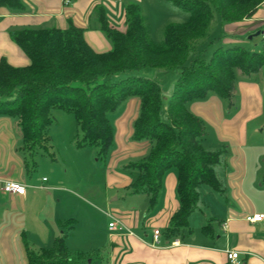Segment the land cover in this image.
<instances>
[{
  "label": "trees",
  "instance_id": "trees-1",
  "mask_svg": "<svg viewBox=\"0 0 264 264\" xmlns=\"http://www.w3.org/2000/svg\"><path fill=\"white\" fill-rule=\"evenodd\" d=\"M72 1V0H71ZM190 16L182 23L168 22L163 40L154 42L137 2L126 5L125 30L109 25L105 10L98 23L112 48L97 52L86 40L85 29L71 23L67 28L25 26L10 31L11 38L29 58L23 67L0 61V116L16 118L22 131V150L27 171L37 166L38 156H53L49 129L54 112L71 114L76 123L77 147L94 146L99 159L107 157L115 143L111 115L130 99L140 101L133 122L132 139L148 142V152L126 165L133 174L130 194L149 197L148 211L154 210L163 191L164 177L177 171L180 208L165 230L169 239L183 236L190 217L199 208L202 185L225 193L226 149L205 147L207 129L202 119L187 108V102L204 98L213 91L232 106L237 72L251 74L264 67V33L258 50L229 43L217 47L209 59L191 54L209 35L215 12L225 23L252 18L264 0H170ZM11 13L24 10L22 0H0V9ZM180 69L172 91L165 92L154 79L123 73L144 69ZM51 246L34 248L24 240L27 264H75L87 258L72 251L67 236L72 219ZM211 220L203 226L208 233Z\"/></svg>",
  "mask_w": 264,
  "mask_h": 264
},
{
  "label": "crops",
  "instance_id": "crops-1",
  "mask_svg": "<svg viewBox=\"0 0 264 264\" xmlns=\"http://www.w3.org/2000/svg\"><path fill=\"white\" fill-rule=\"evenodd\" d=\"M22 1L24 10L21 12L11 13L7 9H0V61L6 58L11 65L17 67L29 65L30 60L11 38L10 31L13 29L25 26L64 29L74 23L85 29L87 42L97 52H105L109 51L112 45L98 23L97 17L100 10H105L111 27L125 30L127 27L125 10L128 3H139L143 12L145 3L152 6L154 3H163L167 0H72L69 5H65L64 0ZM224 25L228 33L243 30L251 34L257 30L260 31L264 29V5L252 18L235 23L224 22ZM225 41L230 42L234 39L225 37ZM261 80H264V67L251 74L237 72L232 106L228 105L227 99L213 91L208 92L204 98L187 102V108L192 113L202 119L204 124L205 121L211 124L216 139L229 153L226 154L225 161V178L228 186L224 195L226 199L231 197L235 202L227 203L222 212H213L210 217L204 215L200 227L196 229L194 227L191 234L186 229L184 232L187 233L182 237L167 238L165 230L169 220L180 208L177 171L174 168L170 169L164 177L163 191L154 210L148 211L149 197L147 196L144 215L138 207L134 206L132 211L127 212L116 208L112 215H108L107 224L111 217L117 218L131 228L134 235L112 231L107 225L105 232L107 235L105 234L106 237L101 240L103 243L99 240L83 248L70 247L67 242L72 251L87 255V258L75 260V264H105L107 262L112 264H229L228 250L240 252L241 264H264V219L258 222L247 220L248 216L264 214V159L259 157L264 156V143L257 141L264 137V90ZM217 99L221 101L219 107H217ZM127 102L124 113L116 120L114 143L116 149L112 151L108 163L107 178L130 194L128 187L133 179L124 174L114 175L109 167L118 166L120 163L124 165V162L127 165L139 159L148 152L150 143L136 142L132 139L133 122L138 115L140 101L133 97ZM22 136L16 118L0 116V264H27L24 240H27L34 248L49 247L54 238L60 234H52V226L46 224L47 219L41 212H36L34 215L37 219L29 222V211L32 212L34 209L32 204L34 193L29 194L28 187L25 195L8 194L1 189L5 181L25 182L24 176L20 175L16 179L10 173L16 162L15 158L20 154L16 147L18 141H22ZM23 157L24 172L29 173L25 167V155ZM131 157L137 159L132 160ZM29 186L33 188L32 191L45 189L47 192L53 191L54 194L67 192L65 187L55 183L44 187L34 184ZM71 192L75 195L73 191ZM74 197L89 203L80 195ZM193 215L194 213L190 220ZM70 219L74 225L75 222L77 223L76 219ZM53 220L58 222L61 227L60 232H63L65 228L62 224L67 220L62 221L56 217ZM205 220L207 223L211 220L208 233L203 230V226L207 224ZM150 227H153V230L165 228L160 234L158 243L153 244V234L148 230ZM75 228L69 231L67 240L76 230ZM173 241L176 243L172 244ZM36 243L40 246L37 247Z\"/></svg>",
  "mask_w": 264,
  "mask_h": 264
},
{
  "label": "rangeland",
  "instance_id": "rangeland-1",
  "mask_svg": "<svg viewBox=\"0 0 264 264\" xmlns=\"http://www.w3.org/2000/svg\"><path fill=\"white\" fill-rule=\"evenodd\" d=\"M143 15L145 17L146 26L150 32L151 40L154 42H161L163 40V29L165 25L168 22L182 23L187 20L190 13L181 10L173 5L170 0H167L163 3H154L152 6L145 3ZM260 31L264 32V29ZM260 31L257 30L251 34L243 30H238L236 33H228L225 29L224 22L221 21L219 14L215 12L209 35L203 39V43L198 46L196 52L191 54L186 65H190L197 57L209 59L212 52L217 47L220 45H229V43L238 44L247 50H258L262 45V33ZM225 37H231L234 41L226 42ZM180 73V69L167 71L165 69L148 68L138 72L123 73L119 75V77L136 74L152 78L159 83L166 94L165 96H167L179 79ZM261 83L264 90V80H261ZM217 100V107H219L221 101H219L220 99ZM127 103L128 102H126L117 113L111 115V120L115 128L117 127L116 120L124 113ZM54 117L55 122L49 129L51 143L53 145L51 149L53 156H38L37 166L30 170L29 173H25L23 165L24 154L21 149L22 141H18L16 148L20 154L15 158L16 162L10 173L11 176H15L16 179H18L20 175L21 177L24 176L25 182L21 180L22 183L27 185L29 194L34 193V202L32 203L34 209L32 212L29 211V222H33L37 219L34 215L36 212H41L47 219L46 224L50 227L52 226V230L50 229L52 234L57 235L61 233V227L53 218H60L62 221H66L70 218L76 219L77 223L75 222L74 225L76 230L70 234L67 242L70 247L85 248L88 244L96 243L106 237L105 234L107 235V233L105 232L109 221L108 215H112L115 211L114 209L120 208L128 212L132 211L134 209L132 207L134 206L138 207L144 215L148 197L144 193L130 195L126 189L117 187L116 182H112L107 178L108 163L112 151L116 149V145L110 150L107 157L99 159L96 147L76 146L75 134L77 129L75 119L71 114L63 111H55ZM212 119L216 120V118ZM205 122L208 135L203 141L204 146L217 149L224 148L223 144L216 139L211 124L207 121ZM257 141L264 143V137L257 139ZM226 154H229L227 150ZM250 155L252 156L254 154ZM259 157L264 159V156ZM130 159L134 160L137 158L131 157ZM126 162L128 163V161ZM125 165L126 163L124 162V165L120 163L118 166L114 165L109 168L114 175H117V173L121 175L124 174L133 179L134 174L126 168ZM227 182L228 181H226V186H228ZM50 183L65 187L67 192L73 191L75 195H80L89 203L80 201L78 199L79 197H74L75 195H72V192H57L54 194L53 191L47 192L45 189L32 191L33 188L29 186L34 184L38 186L43 185L44 187L48 186ZM199 191L201 193V201L199 203V208L194 212L190 220V227L192 229L194 227L195 229L200 227L204 215H209L210 217L213 212H222L227 203H230V201L235 202L233 198L230 197L226 199L223 193L207 185H202ZM48 193L51 194L48 195ZM31 200H33V198ZM143 215L142 217H144ZM142 217L140 218L141 220ZM206 223L205 220V224ZM153 229V227L148 228L152 234L154 232ZM159 230L163 233L165 228L162 227L159 228ZM185 233L187 232H183V234ZM100 243H103V241ZM36 246L38 247L40 244L36 243Z\"/></svg>",
  "mask_w": 264,
  "mask_h": 264
},
{
  "label": "built area",
  "instance_id": "built-area-1",
  "mask_svg": "<svg viewBox=\"0 0 264 264\" xmlns=\"http://www.w3.org/2000/svg\"><path fill=\"white\" fill-rule=\"evenodd\" d=\"M71 0H64L65 5L71 4ZM2 191L4 193L8 194H18V195H25L27 192V186L22 183L21 181H5L2 185ZM264 219V214H254L252 216H248L247 220L250 222H258ZM108 227L112 231L116 232H123L127 235H134V231L127 227L125 223H123L121 220L111 217V220L108 224ZM161 231L159 229H155L153 232V244L159 242ZM176 242H178L176 240ZM175 241L172 242V244L176 243ZM239 251L236 250H228L227 251V258L229 260V264H241L239 261ZM105 264H112V263H105Z\"/></svg>",
  "mask_w": 264,
  "mask_h": 264
}]
</instances>
